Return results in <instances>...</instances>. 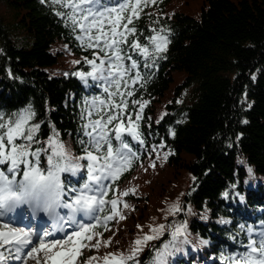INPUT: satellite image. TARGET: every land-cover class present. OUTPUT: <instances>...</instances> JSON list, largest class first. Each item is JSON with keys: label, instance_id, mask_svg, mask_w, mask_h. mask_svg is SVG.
<instances>
[{"label": "trees", "instance_id": "16d2710c", "mask_svg": "<svg viewBox=\"0 0 264 264\" xmlns=\"http://www.w3.org/2000/svg\"><path fill=\"white\" fill-rule=\"evenodd\" d=\"M6 1L19 10L34 42L31 47L17 46L0 15V113L8 117L30 107L35 113L32 123L40 124L36 133L40 143H34L33 149L46 147L54 128L71 155L78 157L83 154L79 141L86 139L84 102L107 97L104 81L75 75L91 71L85 58L93 59L96 50L82 47L48 3ZM171 1L156 0L131 25L142 44L149 43L152 29H165L170 43L148 69L143 58L124 45L145 76L134 86L133 96L127 97L133 120L140 109L131 101L148 102L139 121L143 144L125 133L124 142L135 153L131 167L115 181H105L120 190L146 169L152 185L149 192L141 189L122 197L129 205L121 207L125 219L108 222L107 231L100 226L94 229L103 233V240L111 238V245L105 247L101 241L99 250L84 249L78 264L92 256L127 253L138 236L149 232V226L159 224H186L191 241L178 244L180 250L168 257V264H226L223 257L245 251L246 228L253 227L252 238H258L264 225V0H204L198 16L184 11L167 14ZM117 2L122 0H106L110 6ZM128 39L131 42L134 37ZM58 43L66 46L54 51ZM66 52L80 63L63 65L61 55ZM176 73L182 76L172 85ZM114 124L109 126L110 135L114 148H119ZM165 153H169L166 159ZM40 161L46 167L45 154ZM8 167L0 165L5 171ZM183 172L190 174V183L179 198L182 211L164 214L159 206L166 207ZM61 179L66 189L78 188L86 179V169L75 175L62 173ZM112 196L109 192L108 198ZM107 212L106 208L99 215ZM78 217L79 222L89 219ZM169 239L166 231L161 239L149 241L138 257L140 264H149L153 248Z\"/></svg>", "mask_w": 264, "mask_h": 264}, {"label": "snow or ice", "instance_id": "6c2138e0", "mask_svg": "<svg viewBox=\"0 0 264 264\" xmlns=\"http://www.w3.org/2000/svg\"><path fill=\"white\" fill-rule=\"evenodd\" d=\"M41 2L53 6L55 15L71 29L82 47L96 50L93 59L85 58L92 66L91 71L77 72L75 75L81 79L91 77L104 81L107 97H93L84 102L82 118L85 123L82 130L86 139L79 141L83 146V154L78 157L71 155L54 128L46 141L47 146L33 149L34 143H40L36 139L40 124L32 123L35 113L30 107L8 117L0 113V165L9 166L7 171L0 168V221L26 205L35 214L44 213L54 224L53 230H46L43 236L32 230L13 227L10 223L0 224V264H9L10 260L28 264L29 259L35 264H78L84 249L99 250L101 241L105 247L111 245V238L103 240V233L94 229L100 226L107 231L108 222L117 218L125 219L121 207L128 208L129 205L122 197L134 194L136 190L129 188L120 191L105 181H115L131 167L135 153L124 142L123 135L127 133L143 144L139 121L148 103L132 100L133 105H139L140 111L136 113L135 120L128 114L127 97L133 96L134 86L144 81L145 76L140 71L141 64L128 55L124 45L137 52L144 60L143 67L148 69L154 66L155 59L161 53L167 51L170 43L165 29H152L153 34L147 37L149 43L142 44L136 38V27L131 26L134 20L140 18L143 9L155 4L156 0H122L111 6L106 0ZM129 36L134 37L131 42ZM126 60L130 64H126ZM94 114L97 117L95 119ZM113 124L115 140L120 141L119 148H114L112 143V129L109 126ZM153 147L155 149L156 146ZM158 147L163 148L164 145ZM42 153L46 157V167H41ZM168 154L165 153V159ZM80 161L87 163L82 164ZM21 165L25 166L23 170ZM82 169H86V179L80 187L66 189L61 179L62 173L75 175ZM248 172L251 173L252 169L249 168ZM109 192L113 193L110 199ZM66 196L68 199H65ZM106 208L107 214L99 215ZM62 210H66L64 214H61ZM168 211L173 216L181 212L179 202L172 204ZM78 214L94 222L85 223L81 219L76 230L67 233L63 239L45 238L51 236L53 231L63 232L65 226L71 227L77 223ZM240 228L245 230L244 225H240ZM149 229L148 233L133 241L127 253L88 257L85 264H93L101 259L104 264H140L138 257L148 242L161 239L166 231L170 239L159 248H153L149 264H168V257L180 250L178 244L191 243L186 224H159L149 226ZM255 231L251 226L246 228L248 242L244 245L245 251L223 257L226 264H264V225L258 238H252ZM94 239L96 243L92 244ZM200 243L207 244L208 241L201 240Z\"/></svg>", "mask_w": 264, "mask_h": 264}, {"label": "rangeland", "instance_id": "374dc122", "mask_svg": "<svg viewBox=\"0 0 264 264\" xmlns=\"http://www.w3.org/2000/svg\"><path fill=\"white\" fill-rule=\"evenodd\" d=\"M203 2L204 0H172L167 6L166 13L172 14V12L174 11H184L193 16H198V14L201 11V6ZM0 15L4 18L8 26V29H9V33L17 46L31 47L33 45L34 37L31 36V34L25 30L24 22L21 20L19 10L15 6L11 5L6 0H0ZM64 46L66 45L62 43H58L57 49L55 48L54 51H58V48H61ZM61 58L63 60L62 64L63 65L66 64L69 67H71V65L74 64V61H76L75 56L70 54L69 52H66L65 54L61 55ZM181 76H182L181 73L180 74L176 73L175 78L172 81V85L176 82H179V80L181 79ZM148 181H149V177L147 176L146 169H143L141 172H138L133 178L128 179L121 186L120 190L123 191L125 189L135 188L136 190L135 192H140L139 190L141 189H147L149 192L152 182L150 181L148 182ZM189 183H190V174L183 172L182 174L179 175L175 185L173 186V197L170 200H167L166 207L163 206V204L159 206L160 208H164L163 209L164 214H169V211H168L169 207L176 202H179L181 206V202L179 198L181 197V195L183 194V192L185 191ZM153 203L154 201H152L150 204H153ZM16 210L14 213L7 214L3 218L2 221L4 223H10L13 227H21V228H25L28 230H32L34 232L39 233L41 236H43V233L47 230V227L38 229L39 226H37L36 222L26 223V222L21 221L22 218L20 217L18 218L17 216H15L17 212ZM42 215H44V213H42ZM44 216L47 217L46 215ZM162 217L163 215H160L158 216V219L163 221ZM28 220H29L28 218L25 219V221H28ZM89 220L90 219L85 220L86 221L85 223H89ZM46 221L48 223V227H50L51 220H49L47 217ZM76 225L77 223L76 224L74 223L73 229L68 232L64 230L63 232H60L62 234H59L58 236H52L53 235L52 234L51 236H48L45 238L46 239L64 238V236H66L67 233L76 230V228L78 227V225L77 226ZM9 264H22V262L10 260ZM28 264H35V261L29 259Z\"/></svg>", "mask_w": 264, "mask_h": 264}]
</instances>
